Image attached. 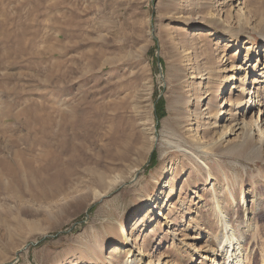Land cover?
<instances>
[{
    "label": "rangeland",
    "instance_id": "rangeland-1",
    "mask_svg": "<svg viewBox=\"0 0 264 264\" xmlns=\"http://www.w3.org/2000/svg\"><path fill=\"white\" fill-rule=\"evenodd\" d=\"M228 2L0 0V144L23 137L25 129L36 131L34 139L42 140L39 131L46 121L50 125L46 131L53 135L58 110L75 111L81 120L76 125L73 120L68 134H82L84 130L78 126L87 108L108 114L107 104L125 98L120 114L121 128L126 130L116 134L131 136L139 147L125 159L116 157L120 141L116 134L110 139L107 136L115 124L101 118L97 144L88 145L75 137L76 148H81L75 155L104 160L101 169L124 177L123 183L99 198L95 192L100 189L95 185L92 189L87 176L79 175L80 170L95 165L89 161L90 165H79L74 172L71 167L55 166L44 175L47 180L39 177L36 182L24 180L22 185L12 182L10 192H0V238L8 233L1 240L0 264L125 263L128 256L109 255L110 247L123 244L140 210L168 180L174 193L163 190L160 215L153 213L147 221L143 240L134 250L142 259L137 264H214L213 252H221L229 225L231 233L237 227L234 234L243 236L240 246L247 258L243 263H262L264 0H240L239 20L237 4L229 7ZM212 11L217 16L212 21L219 23L210 22ZM195 25H202V35L191 41ZM103 61L106 64L101 67ZM198 69L212 70L210 79L219 83H224L225 76L231 77L213 98L216 109L227 96L232 102L237 99L240 117L244 112L247 120L261 118L258 125L263 142L254 132L247 149L249 154L258 150L261 157L203 155L209 164L205 169L197 162L186 163L177 151L173 143L179 135L187 141L202 136L204 143L222 131L221 123L203 136L207 127L192 121L195 110L204 109L202 98L206 96L207 84L197 79ZM239 76L247 79L243 89H255L253 97L246 98L242 90L230 92L232 86H238ZM145 93L151 97L157 128L158 141L152 149L145 148L144 128H148L149 118L143 111ZM248 100L256 107L259 101L263 103L258 106L259 117L255 107L249 113ZM163 122H167L164 127ZM174 129L176 136L170 135ZM34 148L37 152L42 149ZM63 158L68 163L69 157ZM216 201L227 208L223 214L216 211ZM229 262L231 259L226 264Z\"/></svg>",
    "mask_w": 264,
    "mask_h": 264
},
{
    "label": "bare ground",
    "instance_id": "bare-ground-1",
    "mask_svg": "<svg viewBox=\"0 0 264 264\" xmlns=\"http://www.w3.org/2000/svg\"><path fill=\"white\" fill-rule=\"evenodd\" d=\"M239 1L240 0H229V2L227 3L229 7H232L234 6V4H237L238 9L235 15L236 14L238 15L237 16L238 20L240 19L239 12L241 11V7L239 6L240 5ZM223 3L222 4L218 3V4L223 6ZM220 11L221 9L219 10V12ZM212 12L210 15L211 16L210 22L219 23L218 20L212 21V19H217L215 18L217 16H214V12L213 13ZM194 24H197V23H194ZM195 26L197 27L194 33H192V36H190L192 37L191 41L192 40L194 41L196 37L198 36L200 37L202 35L201 34L202 25H195ZM257 56L258 54L256 53L254 58H256ZM250 57L253 58V56H250ZM105 61L101 63V67L105 66L106 64ZM247 62L249 63V61ZM195 73H196L197 79L200 80V82L206 81L207 86H206V92H205L206 96L202 98L204 99V104L202 105L204 109L202 110V112H198L197 110H195V114H193V116L190 115L193 117L192 121L196 120L197 126L207 127L206 129L203 130L204 131L202 134L203 136L209 133V128L211 126L217 127V124H221V123H222L221 125L222 131L214 133L213 136H211V139L204 143H203L204 137L202 138V136L199 138L193 136V139L191 138L189 141H187V138H185L183 135L182 136L179 135L178 140H176L178 142L173 143V144L175 148H177L178 152L180 151L182 152V155L186 159V163H188L189 161L197 162L199 163L201 167L205 169H209V164L207 163V161L201 158L203 155L218 157V159L220 157H223V158L235 157V155L237 154L239 155L237 157H247V156L259 157L260 153L258 152V150H256L255 153L249 154V151L247 149L253 143L252 140H253L254 132H257L258 134L257 140L260 141L261 143L263 142L262 141L263 135L260 132V127L258 125L259 122H261V118L260 119L257 118L255 121L247 120L244 112H242V116L240 117V114H239V112L241 111L240 104L238 103L237 99L236 101L233 100L234 102H232V99H231L232 97L230 98V97L225 96L226 98L222 100L223 103L217 106V109L215 107V103L213 101V98L216 97L215 94L220 89V87L225 83V81L227 82L230 81L229 78L231 77L225 76L224 79L226 80H224V83L222 82L219 83L217 82L218 80L214 81L213 79H210V76L213 75V72L210 69L209 70L198 69ZM238 78H239L238 86L237 87L232 86L230 88L231 89L230 92L232 91L236 92V90H239V91L242 90L243 92L247 94L246 98L253 97L255 95V89L251 87L248 88L247 90L243 89V85H245L247 79L242 78L241 76H239ZM232 82H233V79L231 80L228 86H231ZM253 82L254 81H252V83ZM142 97H143L142 102L144 104L143 108L145 109L143 111L149 114V118L147 121L148 128L147 129L144 128L146 131V134H144L145 135L144 136L145 137V148L150 147V149H152L157 145L156 143L158 141V139L155 136V134H157V128H155V122L153 120V113H152L153 106L150 103L151 97L149 93L143 94ZM124 100L126 99L122 98L121 100H117L113 102L112 104L109 103L111 104L110 106L107 104V109L110 110V113L108 114L103 113L101 109H99V111H94V108L96 107L87 108L86 111H84L86 117L84 118L82 123H80L78 126V128H81L84 130L82 134L74 133V131L71 134H68L69 130L73 127V125H76L81 120L80 118L76 117L77 116L76 113L74 114L75 111H72V112L68 111V113H64L63 111L58 110L56 112L57 121L54 124L55 130H53L54 131L53 135L49 134V132L46 131V130H49V128H46V127H50L49 123L46 121L44 123L46 127L42 126L44 127V129L39 131L41 133L42 140L34 139L33 134L36 133V131L25 129L26 134L24 136L26 137L24 136L21 138L19 137L17 138V140L13 142L10 141L11 143L9 144L7 143L4 146L2 145L3 143L0 144V146L2 145L0 148V192H4V193L10 192L14 188L13 184L16 183L17 185H22L24 180H27L29 182H34V181L36 182V180L39 177H41L40 180H47L49 178L44 175L49 174L50 172L54 171L55 166H61L62 167L61 169H66V168L71 167L74 172V169L77 168L79 165H82V166H85V164L90 165V162L92 161H93L92 163H95V165L86 167L82 171L80 170L79 175L83 173L85 176H87L88 180L91 183L92 189L94 185L100 189V192H95L99 198H102L103 196H105L109 190L113 189L118 184L123 183L125 181L124 177H121L120 175H116L113 173H112L113 175H111L110 173L106 174L107 170L101 169L102 168L101 166L105 165L104 160L101 161L98 158L96 159V157H92L88 155L76 156L75 154L81 148H76L75 141L77 139L75 137L82 138L84 141L86 140L88 145L97 144L96 141L99 139L96 138V132L98 130H101V124L99 125L101 118H102V122L103 120L106 121L107 119H109L111 120L112 124L113 123L115 124V126L114 125L111 126L112 133L110 135H107L109 139L113 135H115L116 132L118 133L119 131L120 133H122V131H125L126 129L121 128L122 115L120 114V109L125 104ZM259 102H258L257 107L254 106L252 102L249 103V100L247 102V109L250 110L249 113H252L255 108L259 109L258 117H259V114L261 113V109L258 108V106L263 107V103H259ZM171 105L172 106L176 105V102L172 101ZM168 111L170 112V109H168ZM73 120H76V121L72 125ZM184 120L187 123L190 121V119L188 118H185ZM166 124L167 122H163L162 127H164ZM128 127H131V126L129 125ZM28 129H31V127H28ZM86 130H88V132ZM196 130H197L196 131V134H197L198 129ZM177 132L178 131L174 129L173 133L170 135L176 136ZM105 134L104 133L102 134L101 136L102 140H104V138L107 137ZM130 137L128 135L121 134L120 136H118V134H116L115 139L117 138V140L120 141L118 145H119V148L121 149L116 154L117 155L116 157H118L119 159H125L129 154L133 153L134 151L139 150V147H137L131 142L132 138ZM1 140H0V143H1ZM50 140H53V143L46 144V142H44V141H50ZM231 141H233V143ZM171 142L167 141V143L172 146ZM26 143H33L34 145L27 144V146H25ZM21 144L25 147L21 148L20 147ZM37 145L42 147L41 151H38V152L36 151L34 146H37ZM50 146H52V148ZM101 146L105 148L104 145H101ZM44 148H49V150L46 149L45 151H43ZM53 148H55V150H53ZM44 152H48V153L44 154ZM3 153L4 155H2ZM67 156L69 157L68 163H66V160H63L64 159L63 157H67ZM187 157H190V158L187 159ZM97 168H100L101 170ZM207 171L209 172V170ZM170 175H172V173H170ZM12 182H15V183H12ZM165 188L169 189L170 194L174 193L172 191V188L170 187V180L165 181L162 188L158 190L159 192L151 198L150 202L145 207H143V209L140 210V212L137 215L138 216L137 219L134 221L130 230H128L127 233L125 234L123 244L120 246L110 247V251L108 252L109 255H118L120 253H125V255L128 257L125 263L123 264H137L140 261H142L141 258L138 259L139 254L138 253L135 254L134 250L135 248L140 246L141 241L143 240L142 236L144 235L143 232H144V229H146L145 226L147 225V221L150 220L151 217H153V213L160 215L161 209H158V206L160 207L159 203L163 198L162 197L164 195L163 190H165ZM215 205L217 208L216 211L219 212V214H223L225 209L227 210V208H222L220 205H218L217 201L215 202ZM234 211L236 212L237 210L234 209ZM263 216L264 215H262V217ZM234 226H237V225H234ZM236 228L237 227L235 228L233 227L234 233H237L235 231L237 230ZM226 229L228 230L226 231L227 238L223 241V244H222L223 248L221 249V252L218 253V250L216 252H213L212 259H213V262H215L214 264H226L230 259H231V262H229V264H244L243 261H245L247 258L244 259V253L242 252L243 249H241V246H240L243 241V236L242 235L236 236L234 233H231L230 230L232 228L230 227V225L226 226ZM228 232H230V238L228 237ZM3 236H8V233H6L5 235H2V238H0V244H2L3 242L1 240L2 239L5 240L6 238ZM203 258L204 260H209L205 256H203ZM261 264H264L263 259H262Z\"/></svg>",
    "mask_w": 264,
    "mask_h": 264
}]
</instances>
